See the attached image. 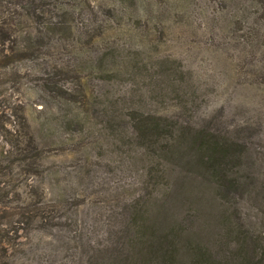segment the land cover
<instances>
[{"label":"rangeland","instance_id":"rangeland-1","mask_svg":"<svg viewBox=\"0 0 264 264\" xmlns=\"http://www.w3.org/2000/svg\"><path fill=\"white\" fill-rule=\"evenodd\" d=\"M114 96L166 117L172 146L114 122ZM207 134L242 146L225 181ZM194 246L264 264V0H0V264H190Z\"/></svg>","mask_w":264,"mask_h":264},{"label":"trees","instance_id":"trees-1","mask_svg":"<svg viewBox=\"0 0 264 264\" xmlns=\"http://www.w3.org/2000/svg\"><path fill=\"white\" fill-rule=\"evenodd\" d=\"M66 27L68 28V25H66ZM263 26H260V29H262ZM110 32V31H109ZM260 32V31H259ZM111 35V33H110ZM92 38V37H91ZM110 39V37H106L105 40ZM259 39H261V37H259ZM108 43V42H107ZM107 43L105 44V46L107 47ZM108 49L111 50V53H107L105 50L102 54L98 53L92 57L89 58V60L92 62H97L98 64H102L104 63L107 59L109 58H114L117 59L118 56H116L115 54H118L120 52H122V50L124 51V49L117 45L116 48H114L113 46H109ZM139 54V52H138ZM137 54V55H138ZM123 56V55H122ZM167 60V59H166ZM164 59H159V61L161 62V64H166L165 67V74L168 76L169 78V82H171V85L173 86V83H182L183 80H181L180 78H178L176 75H182V70H181V62L179 60H169L166 61ZM120 61H122V63H127V58H123L120 59ZM144 61V60H142ZM85 62V61H84ZM170 66H169V65ZM144 66L145 63H144ZM104 76H106V81H108L109 83L113 82L115 80L116 75L120 74V70L118 69V67H110L107 70L103 71ZM154 77V75H153ZM61 81H59L60 83ZM164 89L163 87H161V90ZM60 92L62 94L66 93V90L59 88ZM104 98V97H103ZM99 99H101V96H97L96 100L99 102ZM127 98L124 99H118L117 96H114L113 102L110 103L112 106V110H116L113 112L112 114V118L113 121L116 122L117 120H128L127 125L130 124L131 127L133 128V132L139 131V136L142 137L143 139H146L147 141H151V142H156V140L161 139V132L162 129H166L167 130V134H168V139H167V143L166 146H172V139H173V134L170 130V126L167 123V119L164 116L158 115L157 113H152L151 111L149 112H143L141 110H137L134 109L135 105H131L130 107H126V114H124L123 112L119 111L118 109H115V106H117L118 102L121 100H125ZM86 97L83 96L82 99L79 100V104H82L84 107L86 106L85 103ZM56 100L52 98H49V107L47 108L45 105L44 107L41 109L43 111H41V113L44 114L43 119L46 120H53L57 114V108L55 107L56 104ZM77 102V99H73V103ZM97 104H100V102ZM101 106H103L101 104ZM80 107V105H79ZM81 110V107H80ZM131 110L130 115L129 112ZM121 112V113H119ZM161 113V112H160ZM82 116V117H81ZM122 116V117H121ZM124 116H128L127 118ZM74 118L75 120H79L80 122L84 120L85 115L82 113L81 110V114L80 113H74ZM161 124V126H160ZM126 125V126H127ZM117 127V125H116ZM119 128V127H118ZM162 128V129H161ZM35 134V133H34ZM166 134V133H165ZM208 137H204L201 139H197V148L202 151L201 153V158L200 161L202 162V164L209 170L210 175L214 176L216 179L218 180H224L227 176L226 173V168L225 165L227 163H232L231 162V157L233 155L238 156V153H240V151H238L237 149L241 148L242 146H240L238 143H234V142H219L217 139L216 135L213 134H207ZM166 136V135H165ZM165 138V137H164ZM25 145L30 148V158H34L37 159L38 156H40V152L38 151V145H39V140L37 139L36 136H32L30 138L27 139V142L25 143ZM25 158H22L21 160H23ZM228 178H226L227 180ZM235 180H230L228 183L231 185L235 184ZM191 250V254L194 256L195 259H193L190 264H219L220 262L215 263L214 259H212L211 256H207L202 248H200V246H194L193 248L189 249V251ZM163 264H172L171 260H169L167 257L163 258ZM175 264V263H174ZM239 264H262L261 260H256L254 256H248V258H243L241 260V262Z\"/></svg>","mask_w":264,"mask_h":264}]
</instances>
